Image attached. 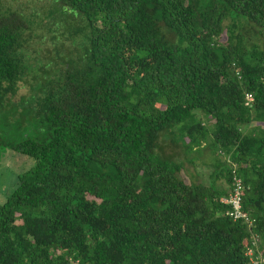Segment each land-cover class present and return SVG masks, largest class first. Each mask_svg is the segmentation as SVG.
<instances>
[{
	"label": "trees",
	"instance_id": "16d2710c",
	"mask_svg": "<svg viewBox=\"0 0 264 264\" xmlns=\"http://www.w3.org/2000/svg\"><path fill=\"white\" fill-rule=\"evenodd\" d=\"M30 1L0 0V147L33 160L0 264H264V0Z\"/></svg>",
	"mask_w": 264,
	"mask_h": 264
},
{
	"label": "rangeland",
	"instance_id": "374dc122",
	"mask_svg": "<svg viewBox=\"0 0 264 264\" xmlns=\"http://www.w3.org/2000/svg\"><path fill=\"white\" fill-rule=\"evenodd\" d=\"M55 1V0H54ZM19 4L23 7V9L26 11L25 8L30 7L31 1L30 0H18V3H15L14 5ZM18 6V5H17ZM64 14V13H63ZM65 15L66 18V25H68L69 29L75 30L76 36L75 40H77V43L80 41V48L82 49L83 45H85L87 39L85 37V34L83 33V25L79 22V18L77 17V12H74V14H70V16ZM51 45V41H42L40 48L44 53H40L41 55H53L52 52L48 53V49ZM36 55V52H30V56ZM27 91L26 87H21L19 89V93L23 94ZM200 118L204 120L206 123L208 120L200 114ZM19 137V135H18ZM204 156L203 158L196 159V164L193 163H186L185 167L186 170L182 175L186 177L187 180H190L191 176L198 175L197 179L208 183L210 181V173L212 171V167L209 165L211 154L209 153V148L204 149ZM202 160L208 161L206 165L200 164ZM33 160L30 159L27 156L21 155L19 153H14L11 149L0 147V203L4 201L7 193L11 191V189L16 185L17 180V174L26 168H28L32 164ZM190 175V176H189Z\"/></svg>",
	"mask_w": 264,
	"mask_h": 264
},
{
	"label": "built area",
	"instance_id": "2783aa9c",
	"mask_svg": "<svg viewBox=\"0 0 264 264\" xmlns=\"http://www.w3.org/2000/svg\"><path fill=\"white\" fill-rule=\"evenodd\" d=\"M247 101H251L253 98L251 94L246 95ZM241 181L239 179H235V186H234V191L232 194H230L229 197H223L221 198V201L226 204H230L232 207V211L229 213L230 216H232L234 219L237 218H244L247 220V217L244 213L241 212L240 210V203H241ZM247 254H251V250L247 251ZM72 264H76L72 263Z\"/></svg>",
	"mask_w": 264,
	"mask_h": 264
}]
</instances>
